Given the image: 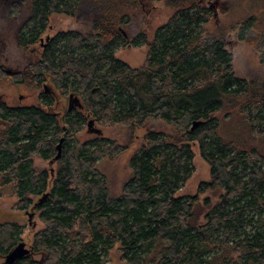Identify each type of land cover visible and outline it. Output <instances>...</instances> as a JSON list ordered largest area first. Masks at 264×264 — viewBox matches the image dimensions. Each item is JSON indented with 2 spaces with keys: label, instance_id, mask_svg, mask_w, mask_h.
<instances>
[{
  "label": "trees",
  "instance_id": "trees-1",
  "mask_svg": "<svg viewBox=\"0 0 264 264\" xmlns=\"http://www.w3.org/2000/svg\"><path fill=\"white\" fill-rule=\"evenodd\" d=\"M21 1L31 5L19 35L26 48L40 41L52 14L75 16L83 2ZM157 1L173 16L153 41L144 34L129 40L123 28L130 16L113 8V0H97L88 32L58 33L17 75L0 70V88L51 80L80 102L55 112L47 84L37 105L0 101V198L15 197V210L34 209L43 222L33 252L14 264H107L117 246L126 264H264V151L254 146L264 142V77L234 72L221 33L207 35L215 13L207 0ZM247 2L237 34L264 65V0ZM127 45L148 46L143 66L116 58ZM220 112L236 118L235 131H222ZM150 118L175 132L148 134L130 159L132 177L122 195L112 197L97 164L123 147L77 137L90 121L133 128ZM192 143L211 174L198 193L223 191L215 204L178 196L195 170ZM58 154L50 187L49 172L38 170L35 158L51 161ZM24 230L18 222L0 223V258Z\"/></svg>",
  "mask_w": 264,
  "mask_h": 264
},
{
  "label": "rangeland",
  "instance_id": "rangeland-1",
  "mask_svg": "<svg viewBox=\"0 0 264 264\" xmlns=\"http://www.w3.org/2000/svg\"><path fill=\"white\" fill-rule=\"evenodd\" d=\"M97 0H83L80 4L79 11L75 16L66 14H52L49 18L47 29L42 36V41L45 42L47 36L52 39L58 33L79 31L88 32L92 26V19L96 13L99 12V4ZM111 3L114 7L116 4L119 12L128 14L130 22L124 25V34L129 40H135L139 35L144 34L148 41H153L156 31L164 26L173 16V12L169 9L164 1L157 0H136L134 4L127 3V0H113ZM208 3L214 6V16L209 23L205 26L208 36H217L221 33L222 39L225 42L227 50L233 56V69L234 72L241 78L250 80L261 79L264 77V65L262 64L261 55L247 45L238 37L239 26L238 23L244 17L243 11L247 7V0H207ZM28 9V10H27ZM31 11V5L28 1L24 2L19 21L27 19ZM10 48L7 56L10 60L15 61L19 67H9L11 70L24 67L27 63L25 59L21 58V52L15 47L14 42L10 41ZM31 47V46H30ZM28 48V55L37 62L41 56L43 48L39 44L32 47L37 49L36 52L31 53ZM148 46L133 47L127 45L121 48L116 53V58L128 64L131 67L143 66L147 58ZM32 59V60H33ZM34 62V63H35ZM8 68V69H9ZM50 89L55 90L57 93L55 112L67 111L69 108H75V104H70V96L62 95L51 80H47ZM44 84L42 87H37L34 84L25 85H10L0 88V101L5 102L9 106H33L37 105L39 96L44 92ZM52 90V91H53ZM239 112L242 111L237 108ZM234 112V111H233ZM222 131L224 133L235 131L237 126L236 118H230L231 115H225V112L218 114ZM95 128L102 130L101 136L90 133L88 125H85L84 131L77 137L81 143H89L94 140L110 141L123 147V150L113 156H106L97 164L98 170L105 176L106 186L112 197H119L122 195L124 185L132 177V170L129 162L131 157L147 143V136L150 132H165L173 133L175 128L166 124L161 120L148 119L142 125H137L133 128L126 126H105L96 122ZM259 150L264 151V142H255ZM195 153L194 158V173L190 180L186 183L185 187L178 193V196L185 195H198L200 202L203 203L206 198H209L213 204L217 203L220 194L223 192L220 189H210L205 193L199 194L198 188L201 183L209 182L211 180L210 167L202 159L199 151V145L192 143ZM54 160L44 161L35 158V166L38 170H47L50 176V187L56 177L59 165L58 157ZM15 197L0 198V223L5 222H18L25 227L24 233L21 235V242L26 244L33 243L34 233L43 227V222L39 218V212L35 213L32 219H29L27 211H17L13 208L16 202ZM5 262L4 257L0 258V264ZM107 264H126L121 260V252L117 246L109 255Z\"/></svg>",
  "mask_w": 264,
  "mask_h": 264
},
{
  "label": "flooded vegetation",
  "instance_id": "flooded-vegetation-1",
  "mask_svg": "<svg viewBox=\"0 0 264 264\" xmlns=\"http://www.w3.org/2000/svg\"><path fill=\"white\" fill-rule=\"evenodd\" d=\"M23 4L24 2L21 0H0V70L11 76L19 74L22 70L29 68V66L35 62L33 58L29 57L28 48L21 45L20 42V31L28 20L24 19L19 21V15L21 14ZM16 11H18V13H16ZM11 40L14 42L15 47L21 52V58L25 59L27 62L24 67L15 70H11L9 67L18 68L19 66L14 63L15 61L10 60L7 56V52L11 46L9 45ZM50 40V36H47L45 42L40 39L37 44H39V46H41L44 50ZM32 46L29 50L31 53H34L37 49H34ZM48 92L57 98L56 92L51 89ZM78 101L77 97L70 95L69 106L73 103L76 105Z\"/></svg>",
  "mask_w": 264,
  "mask_h": 264
},
{
  "label": "water",
  "instance_id": "water-1",
  "mask_svg": "<svg viewBox=\"0 0 264 264\" xmlns=\"http://www.w3.org/2000/svg\"><path fill=\"white\" fill-rule=\"evenodd\" d=\"M47 91V87L45 88ZM77 105L80 106V102H77ZM72 107V106H71ZM96 123L94 121L89 122V132L94 133L96 135L101 136L103 134L102 130L95 128ZM198 125V123L196 124ZM195 125V126H196ZM29 215V219H32L35 215L34 209L31 212H27ZM33 252V248L30 244H26L25 242H20L16 247H14L6 256H5V263L7 264H14L18 260L22 259L23 257L31 254Z\"/></svg>",
  "mask_w": 264,
  "mask_h": 264
},
{
  "label": "bare ground",
  "instance_id": "bare-ground-1",
  "mask_svg": "<svg viewBox=\"0 0 264 264\" xmlns=\"http://www.w3.org/2000/svg\"><path fill=\"white\" fill-rule=\"evenodd\" d=\"M46 87H47V91H48V86H46ZM46 87H45V88H46ZM88 130H89V127H88Z\"/></svg>",
  "mask_w": 264,
  "mask_h": 264
}]
</instances>
